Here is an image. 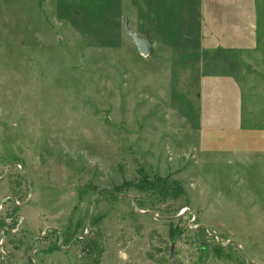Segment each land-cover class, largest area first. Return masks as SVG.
Masks as SVG:
<instances>
[{
    "label": "rangeland",
    "instance_id": "rangeland-1",
    "mask_svg": "<svg viewBox=\"0 0 264 264\" xmlns=\"http://www.w3.org/2000/svg\"><path fill=\"white\" fill-rule=\"evenodd\" d=\"M121 2L0 0V264H264L262 137L191 153L190 99Z\"/></svg>",
    "mask_w": 264,
    "mask_h": 264
},
{
    "label": "crops",
    "instance_id": "crops-1",
    "mask_svg": "<svg viewBox=\"0 0 264 264\" xmlns=\"http://www.w3.org/2000/svg\"><path fill=\"white\" fill-rule=\"evenodd\" d=\"M120 1L128 26L142 27L144 20L143 26L155 35L150 37V48L169 61L162 66L170 75L165 88L171 92V107H177L172 103L176 91L190 99L187 107H193L192 120L185 111L181 116L196 127V137L189 139L194 144H190L194 148L191 153L195 154L197 147L209 149L222 143V138L229 144L231 139L258 133L264 141V117L254 114L251 102L243 112L244 92L255 94L258 75L259 89L263 86L264 90V0ZM180 53L191 61H179L176 54ZM254 100L250 95L249 101ZM258 123L262 126H246Z\"/></svg>",
    "mask_w": 264,
    "mask_h": 264
},
{
    "label": "water",
    "instance_id": "water-1",
    "mask_svg": "<svg viewBox=\"0 0 264 264\" xmlns=\"http://www.w3.org/2000/svg\"><path fill=\"white\" fill-rule=\"evenodd\" d=\"M126 32L128 33L132 43L136 45L139 53L142 55H148L150 52V45L148 44V42L144 39L138 38L128 27H126ZM2 241H4V239ZM1 245L2 243L0 244V246ZM2 257L4 256L2 255Z\"/></svg>",
    "mask_w": 264,
    "mask_h": 264
},
{
    "label": "flooded vegetation",
    "instance_id": "flooded-vegetation-1",
    "mask_svg": "<svg viewBox=\"0 0 264 264\" xmlns=\"http://www.w3.org/2000/svg\"><path fill=\"white\" fill-rule=\"evenodd\" d=\"M62 249H63V250H65V249H68V248H65V249H64V248H62Z\"/></svg>",
    "mask_w": 264,
    "mask_h": 264
}]
</instances>
